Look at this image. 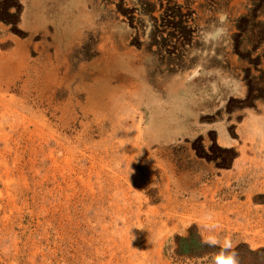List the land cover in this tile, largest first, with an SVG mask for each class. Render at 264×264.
I'll list each match as a JSON object with an SVG mask.
<instances>
[{
    "label": "rangeland",
    "instance_id": "obj_1",
    "mask_svg": "<svg viewBox=\"0 0 264 264\" xmlns=\"http://www.w3.org/2000/svg\"><path fill=\"white\" fill-rule=\"evenodd\" d=\"M210 234L264 264V0H0V264H211Z\"/></svg>",
    "mask_w": 264,
    "mask_h": 264
},
{
    "label": "clouds",
    "instance_id": "obj_2",
    "mask_svg": "<svg viewBox=\"0 0 264 264\" xmlns=\"http://www.w3.org/2000/svg\"><path fill=\"white\" fill-rule=\"evenodd\" d=\"M206 219H211L210 215ZM206 227H209L206 225ZM212 228L215 225L211 226ZM208 247L217 248L218 251L213 253L211 264H239V254L235 251V245L229 236L223 238L210 234L204 241Z\"/></svg>",
    "mask_w": 264,
    "mask_h": 264
},
{
    "label": "trees",
    "instance_id": "obj_3",
    "mask_svg": "<svg viewBox=\"0 0 264 264\" xmlns=\"http://www.w3.org/2000/svg\"><path fill=\"white\" fill-rule=\"evenodd\" d=\"M184 252L185 253H190V250L186 248V249H184Z\"/></svg>",
    "mask_w": 264,
    "mask_h": 264
}]
</instances>
